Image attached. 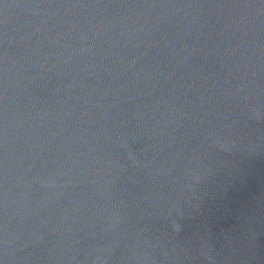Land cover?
Listing matches in <instances>:
<instances>
[{
	"label": "water",
	"instance_id": "1",
	"mask_svg": "<svg viewBox=\"0 0 264 264\" xmlns=\"http://www.w3.org/2000/svg\"><path fill=\"white\" fill-rule=\"evenodd\" d=\"M0 264H264V0H0Z\"/></svg>",
	"mask_w": 264,
	"mask_h": 264
}]
</instances>
